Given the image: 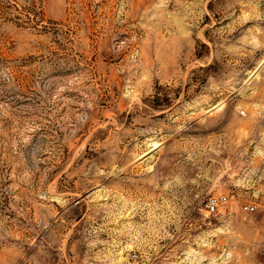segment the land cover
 Listing matches in <instances>:
<instances>
[{
  "label": "rangeland",
  "instance_id": "1",
  "mask_svg": "<svg viewBox=\"0 0 264 264\" xmlns=\"http://www.w3.org/2000/svg\"><path fill=\"white\" fill-rule=\"evenodd\" d=\"M0 264H264V0H0Z\"/></svg>",
  "mask_w": 264,
  "mask_h": 264
},
{
  "label": "built area",
  "instance_id": "2",
  "mask_svg": "<svg viewBox=\"0 0 264 264\" xmlns=\"http://www.w3.org/2000/svg\"><path fill=\"white\" fill-rule=\"evenodd\" d=\"M231 198L234 199V197H231ZM235 200H236V196H235ZM229 202H230V199L228 196H223L221 198H212L208 201L206 209L208 213L215 214L219 212L220 207L222 205L227 204ZM243 209L245 212L254 213L257 210V206L249 204L245 206Z\"/></svg>",
  "mask_w": 264,
  "mask_h": 264
}]
</instances>
